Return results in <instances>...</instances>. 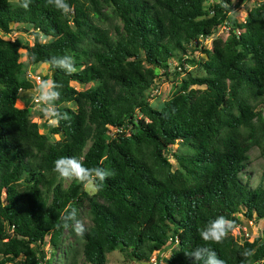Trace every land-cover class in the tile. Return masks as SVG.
I'll use <instances>...</instances> for the list:
<instances>
[{
    "label": "trees",
    "instance_id": "1",
    "mask_svg": "<svg viewBox=\"0 0 264 264\" xmlns=\"http://www.w3.org/2000/svg\"><path fill=\"white\" fill-rule=\"evenodd\" d=\"M68 3L73 11L63 15L46 0H32L29 11L17 0H0V264H51L52 253L45 257L39 245L47 237L56 251L73 232L58 227L69 205L87 217L88 231L78 237L79 253L71 245L62 251V264H78L79 255L105 264L114 250L148 261L164 246L165 264H190L184 253L205 244L198 232L209 220L224 216L237 225L236 214L264 218V181L252 184L243 172L251 147L264 156V0L242 20L230 0ZM19 21L29 43L1 37ZM218 26L226 27L224 37L213 36ZM208 37L205 48L197 38ZM197 47L202 57L187 56ZM65 54L78 71L56 69L50 79L60 85L58 110L71 119L43 133L29 106L15 102L20 94L28 103L32 98L26 67ZM169 58L176 60L172 71ZM184 64L202 73L176 78L170 96L152 107L154 81L177 77ZM70 82L94 86L77 90ZM191 84L205 90L190 99L184 91ZM176 140L183 148L170 153L173 166L166 151ZM61 156L115 176L89 194L53 172ZM207 246L225 264H247L244 249H255L251 260L264 264V234L251 240L230 234Z\"/></svg>",
    "mask_w": 264,
    "mask_h": 264
},
{
    "label": "rangeland",
    "instance_id": "2",
    "mask_svg": "<svg viewBox=\"0 0 264 264\" xmlns=\"http://www.w3.org/2000/svg\"><path fill=\"white\" fill-rule=\"evenodd\" d=\"M211 1V0H210ZM232 4H235L234 8V14L233 16L237 20H242L246 14V11L259 3H261L262 0H230ZM14 28L13 32L11 34L7 35H1L4 39H12L13 37H18L22 41H25L29 43L32 39V36L28 32H21L18 29L21 28L22 23L16 22L14 24H11ZM226 35V27L224 26H218L213 30V36ZM39 40H45L46 37H43L42 35H39ZM198 41L201 42V45L205 48H208L210 45V38L205 39H199ZM197 51H188L187 50V56H190L191 58H199L202 57L203 54L200 52V50L196 49ZM22 61L25 62L24 56L22 57ZM169 64V70L172 71L173 66L176 65V60L174 58H169L168 61ZM26 71H30L29 79L31 80L33 87L31 90L28 91V93L32 96L35 93V83L32 80V74H39L43 76V79H50V71L47 69L45 65H42L38 68H28L26 67ZM183 69L177 77H174V75L169 74L168 76H161L160 78H157L152 86L148 90V97L149 101L152 107L158 108L162 101L167 99L170 96L171 93V82L176 80V78H179L181 76H184L185 73L190 72L191 74H201L202 72L198 70L195 66H190L188 64H184V66L181 68ZM70 85L76 88L77 90L84 89L86 87H92L93 84H87V85H80L75 82H70ZM205 90L204 85H196L191 84L186 91H184V95L189 96L190 99H193L197 94L203 92ZM183 93H181L182 95ZM26 95L20 94L18 101L15 102V106L21 107V106H29V112L31 114L30 119L33 122L37 123V128L40 132L48 133L49 128L53 126L54 124L50 123V121L44 117L42 114L41 117H39L38 112L40 111V107L37 103L32 101V98L28 100L25 97ZM28 103V104H27ZM259 108L262 110V113L264 114V100L262 103L259 104ZM108 132H112V127H108ZM183 146L178 142V140L174 141L173 144L168 146V150L166 151L168 160L175 165L174 159L172 155L170 154L173 151H178L179 149H182ZM243 172L245 173L244 176H248L250 178V182L252 184L258 183V181L262 180L264 181V156H261L259 154V151L256 147H251L248 151V163L246 164ZM83 188V187H82ZM84 189V188H83ZM86 190V189H84ZM87 191V190H86ZM89 194V191H87ZM236 217L238 219V223L236 225L237 231L230 233L232 236L237 238H246L248 240H251L252 238L256 236H261L264 234V218L260 219H246L244 216L240 214H236ZM80 219H83L88 223V219L85 215H82ZM68 245H71V247L74 248V251L77 250V253L80 252V246H79V239L75 235L74 232L71 234H66L65 237L60 242L58 249L56 251H52V248L47 243V237L45 238L44 242L39 245V250H41L45 257H47L50 253H52V259L51 264H62L63 257H62V251L67 248ZM169 249L170 246H164L161 250H156L151 253L148 261H136L133 259H130L126 255H124L122 252H119L117 250L111 251L106 254V263L105 264H150L149 261L151 259H155L157 262L163 264L165 258L169 255ZM78 258V264H88L82 262V259L80 255ZM13 264V263H8Z\"/></svg>",
    "mask_w": 264,
    "mask_h": 264
},
{
    "label": "clouds",
    "instance_id": "3",
    "mask_svg": "<svg viewBox=\"0 0 264 264\" xmlns=\"http://www.w3.org/2000/svg\"><path fill=\"white\" fill-rule=\"evenodd\" d=\"M18 6L25 10H30L32 0H17ZM46 5L51 6L63 15L72 13L73 8L68 0H46ZM35 60V56L31 57ZM49 71L59 69L66 74H74L78 71L75 60L71 55L53 56L42 61ZM60 85L51 79H41L35 87V101L40 107V111L50 123L59 125L62 120H70L71 117L67 113H62L57 108V101L60 97L58 90ZM53 172L58 178L65 182L75 181L84 189L92 194H96L102 190L108 178L115 176L114 171L106 168L85 167L81 160L75 156H61L54 161ZM58 227L68 229L71 228L77 237L83 238L88 231L85 220L78 218V210L69 205L61 214ZM237 231L234 222L224 216H218L209 220L206 225L199 229V238L205 242L203 246H197L184 253L190 264H225L216 252L208 245V243L220 244L226 238ZM255 254V249H244L242 256L247 264H254L251 257Z\"/></svg>",
    "mask_w": 264,
    "mask_h": 264
},
{
    "label": "built area",
    "instance_id": "4",
    "mask_svg": "<svg viewBox=\"0 0 264 264\" xmlns=\"http://www.w3.org/2000/svg\"><path fill=\"white\" fill-rule=\"evenodd\" d=\"M29 72H30V71H27V72H26V73H27V77H29V74H28ZM31 77H32L33 82L35 83L34 85H37V84L39 83V81H40L41 79H43V76H42V75H39V74H32ZM32 101L36 103V101H35V93H34V95H32ZM149 263H150V264H161V263L157 262L154 258L151 259V260L149 261ZM163 264H165V262H164Z\"/></svg>",
    "mask_w": 264,
    "mask_h": 264
}]
</instances>
